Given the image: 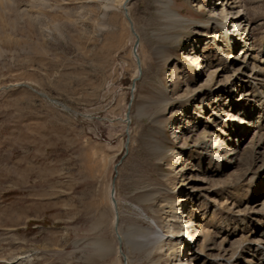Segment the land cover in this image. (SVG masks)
Masks as SVG:
<instances>
[{"label": "rangeland", "instance_id": "rangeland-1", "mask_svg": "<svg viewBox=\"0 0 264 264\" xmlns=\"http://www.w3.org/2000/svg\"><path fill=\"white\" fill-rule=\"evenodd\" d=\"M118 1L0 0V264L27 251L17 264H122L112 185L121 232L171 237L160 228L183 225L169 208L184 205L199 233L192 264L263 262L264 0L235 9L250 11L231 50L218 3L210 14L208 0H131L129 24ZM167 2L180 15L158 17ZM255 112L230 135L228 113ZM211 140L244 163L216 159ZM155 192L152 205L138 198ZM124 239L128 264H142Z\"/></svg>", "mask_w": 264, "mask_h": 264}, {"label": "bare ground", "instance_id": "bare-ground-1", "mask_svg": "<svg viewBox=\"0 0 264 264\" xmlns=\"http://www.w3.org/2000/svg\"><path fill=\"white\" fill-rule=\"evenodd\" d=\"M8 1V0H7ZM11 1V0H10ZM129 1L131 0H119L118 1V7L119 9L122 11L124 10V15L126 16V19L129 21L130 24V20L127 17L126 14V9H127V4L129 3ZM202 1V0H200ZM209 4V13L212 14V12L216 11V9L213 7L215 4L218 3V5H221L222 7V14H223V18L225 19V22H223V24L221 25H217L218 30L221 32V36H219V39L221 38L223 43L225 44L226 48L228 49H232L231 46H238L240 43L239 41L242 40L241 38L243 37V33H246V30L244 28L238 29L241 22H238L239 19H246L245 18V14L248 15V9H244L246 10L245 13L239 14V11H236L235 9L238 10V8H244L246 6L249 5H244V3L246 1H242V0H221L219 2V0H208ZM251 2V1H250ZM251 4V3H250ZM168 2L165 3L164 6L159 7L158 11L162 16L158 17H162V18H169V17H173L175 15H180L179 10H169L168 9ZM256 7V6H255ZM253 8V7H252ZM258 11V10H256ZM251 14V13H250ZM168 20V19H167ZM175 23V22H174ZM133 32V31H132ZM134 33V32H133ZM236 33H240V36H242L238 42H235V39L233 38ZM251 33V32H250ZM135 39L137 38V36L134 34ZM233 38V39H232ZM246 38V37H244ZM134 55V59H135V64H136V74L135 77L133 79V84L135 83V81L138 79V77L140 76L141 73V60L139 58V56L135 53V49L134 52H132ZM159 55V53H158ZM161 56V55H160ZM196 59V58H195ZM190 60H192V58H190ZM194 61V60H193ZM238 70V69H237ZM236 71V70H235ZM239 72V71H238ZM40 96L44 97L43 94L37 93ZM220 101V100H219ZM217 101V102H219ZM214 103V106H217L218 104ZM223 105L219 104V107H222ZM204 108V106H202V109ZM230 108V107H229ZM224 111V110H223ZM222 111V112H223ZM256 113V112H255ZM258 113H256L255 116L253 113H242L241 116L239 114H234L231 115L228 113L227 116H229L231 118V122H235V124L233 126H231V130H229L230 135H234L239 137H242L243 134L246 133V131H244V129L246 130L248 126H250L249 124L252 123L253 119L257 116ZM243 117H247L250 120H245ZM128 119L126 117V115H124V118L122 119V122L124 124H126L128 122ZM242 125V126H240ZM229 128V127H228ZM242 134V135H241ZM262 142L264 143V138H262ZM228 143V142H227ZM214 145V140H211V145L210 146H203L202 148L206 149V150H210V154L214 155V157L218 160H220L221 162H223L224 164H228V162L231 164H237V163H244L245 159L242 158L243 155L236 153V151L231 150V147H234L232 144H230L229 146L225 147V148H220L221 146H219V144H216L215 147H212ZM230 155V158H227V156ZM179 158V157H178ZM177 159V157H176ZM115 172H116V167H115ZM113 184V183H112ZM114 189V185L110 186L109 189V202L111 204V208L113 211V221H112V226H113V231H114V235H115V239L117 242V248H118V253L121 255L122 258V264H128V259H127V255L125 254V252H121V247H123L125 245V237H126V244H131L132 246L134 245L135 247H137L138 252H137V257L142 259L145 258V261L142 264H159L160 259H161V250L163 248V245L166 241V251L170 252L171 255V264H192L193 262H197L199 260L198 258V253L195 251V249H190L189 245L193 247V245L196 244L197 242V236H198V232H197V228L195 227V224L193 222V218L195 217V215L192 214H188V209L184 208V205L179 206L178 208H169L171 209V214L169 213V218L170 219H174L175 215H178L180 217V223H183V225L178 224L177 226H173L172 223L171 224H167L165 227H159L161 229L162 232H164L165 229V234L167 235V233L171 236H167L165 239L160 238L159 236L157 237V233L153 231V233L149 230H147V233H142L143 230L141 227H139V225H135L132 226V228H128V230L126 232L124 231H120L119 227H118V217L114 216V209H116V204H112V190ZM115 192V191H114ZM160 192V191H159ZM159 192H155L153 194H143L142 196H139L138 198H140L141 203H148V204H153L155 202V200L157 199ZM114 198H115V194H114ZM185 201H183L182 199L179 201V204L184 203ZM148 210V209H147ZM187 213V214H186ZM154 221V220H153ZM117 222V223H115ZM154 223L158 226V224L156 223V221H154ZM135 233H139L136 234ZM185 235V237H184ZM204 238V236H203ZM206 245L202 246V247H197L199 249V251H212V248H208V246H212L213 242L211 243V241L207 240L206 241ZM90 245L96 249L97 252L99 253H103L105 251H107L108 249V245L105 242H102L100 240H94L90 242ZM120 248V250H119ZM197 249V250H198ZM263 253V252H260ZM33 253L27 251V252H23L21 255H17L16 257H12L11 259H9V262H5L6 264H11V263H23L25 261H29L30 256H32ZM258 256H256L255 254L253 255V258H256ZM31 260V259H30ZM255 261H250L247 260L245 261L244 264H264L263 262H259L257 261V259H254ZM227 261V260H226ZM232 263V262H231ZM230 263V264H231ZM234 264V263H232Z\"/></svg>", "mask_w": 264, "mask_h": 264}, {"label": "water", "instance_id": "water-1", "mask_svg": "<svg viewBox=\"0 0 264 264\" xmlns=\"http://www.w3.org/2000/svg\"><path fill=\"white\" fill-rule=\"evenodd\" d=\"M124 11V10H123ZM129 22V21H128ZM131 31H133V30H131ZM133 51H134V47H133V49H132ZM133 85V81L131 82V86ZM120 162V160H118V162L115 164V165H117L118 163Z\"/></svg>", "mask_w": 264, "mask_h": 264}]
</instances>
